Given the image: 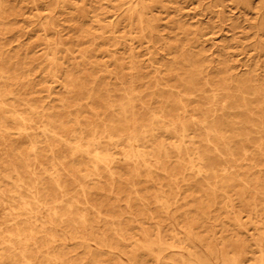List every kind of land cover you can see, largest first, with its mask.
<instances>
[{
    "label": "bare ground",
    "instance_id": "obj_1",
    "mask_svg": "<svg viewBox=\"0 0 264 264\" xmlns=\"http://www.w3.org/2000/svg\"><path fill=\"white\" fill-rule=\"evenodd\" d=\"M224 1L211 0V3L219 6ZM238 1L248 5L250 0ZM149 6L146 0H138L136 5L129 7V23L135 20L142 38L152 34L154 29L151 20H145ZM5 9L0 0V24ZM49 44L50 50L46 53L52 54L49 67L57 70L60 66L55 55L59 44L55 42L53 48ZM9 57L0 49V264H80L77 257L69 254L65 244H55L58 228L71 238H76L79 233L81 244L88 249L86 240L88 235H93L94 216L72 208L83 202L88 204V209H93L92 212L103 213L95 206L91 195L116 191L113 174L117 167L128 165L125 182L131 188L133 179L139 177L138 167L147 172L153 168L160 170L169 187L168 192L158 189L151 198L157 204L162 220H168L166 225L174 231L173 240L167 241L159 225L155 239H150L148 232H144L136 244L137 250L150 252L157 249L158 263L208 264L206 256L191 251L187 245V241L194 245L193 228L198 225L197 220L192 218L181 231L173 222V212L177 210L174 205L179 199L177 175L183 170L204 172L200 174L203 184L198 187L203 196L197 206L202 214L211 204L217 203L220 196L225 199L224 207L231 206L227 191L233 183L238 186V198L248 211H256L259 203L264 201V170H256L264 163V76L259 78L255 73L238 76L221 69L216 70L222 74L218 79L208 77L206 65L183 47L168 64L167 72L174 75L175 86L181 87L185 94L180 96L178 92L162 88L158 94L150 95L143 90L152 83L145 79L146 72L130 52L128 65L122 59L114 58V72L122 74L117 81L123 90L121 99L117 102L111 95L98 96L96 100L104 109L96 111L94 119H89L71 116L65 109L48 111L44 105L38 106L39 99L29 96L21 80L10 75L17 66ZM69 83L71 88L86 89L80 79H69ZM153 83L162 84L156 79ZM208 86H212L210 94L205 90ZM67 101L60 99L63 106L69 104ZM216 118L226 122L216 121ZM165 136L179 138V141L166 144L160 138ZM196 136L198 144L192 141L191 148L183 147L185 138ZM168 149L179 158L172 162ZM118 152L123 155L120 160L125 164L115 163L113 154ZM47 165L53 170V186L36 177L35 169L46 172ZM89 165L96 175L100 176L98 169L102 168L112 178L107 182L108 190L96 186L92 191L80 184L79 179L84 177L81 172ZM242 165L246 167L239 170ZM2 170H9V173ZM70 175L72 181L68 183L66 177ZM3 179L11 181L12 187H2ZM75 185H79L81 201L76 199L77 189L71 195ZM126 196L129 199L130 192ZM137 198L143 205L146 198L140 194ZM42 210L51 211L46 219L41 215ZM38 220L40 226L36 223ZM234 221L242 227L237 212H234ZM121 230L114 228L113 232L119 236ZM179 232L183 236H179ZM99 241L102 247H112L106 235ZM207 245L211 250V244ZM235 247L237 254L229 263L225 260L224 250L221 251L222 264H245L248 260L245 248L241 244ZM174 248L186 250L187 254L167 253ZM89 255L92 263L97 262L96 255ZM257 262L264 264V252Z\"/></svg>",
    "mask_w": 264,
    "mask_h": 264
},
{
    "label": "rangeland",
    "instance_id": "obj_2",
    "mask_svg": "<svg viewBox=\"0 0 264 264\" xmlns=\"http://www.w3.org/2000/svg\"><path fill=\"white\" fill-rule=\"evenodd\" d=\"M137 1L3 0L6 9L3 23L0 24V49L17 66V70L10 75L21 80L29 96L39 99L38 106L44 105L48 111L65 109L71 116L89 119H94V113L104 109L96 100L98 96L111 95L117 102L121 99L123 90L117 81L122 74L114 72V58L122 59L128 65L130 52L141 63L143 72H146L145 79L152 83L143 90L150 95L158 94L162 88L178 92L180 96L185 94L181 87L175 86L174 75L167 72L168 64L183 47L206 65L205 74L208 77L218 79L222 74L216 73V70L221 69L238 76L250 73H255L259 78L264 76L263 0H250L248 5L238 0H225L219 6H213L211 0H146L150 6L145 20H151L154 28L146 38L139 36L135 20L131 24L128 20L129 7L136 5ZM55 42L59 44L55 57L60 67L52 70L49 67L52 54L46 53L50 50L47 44L50 43L49 47L53 48ZM73 78L80 79L86 89L71 88L69 79ZM154 79L162 84H154ZM103 84L105 86L101 87ZM211 88L205 87L207 94L211 93ZM61 98L67 99L70 105L63 106ZM216 121L226 122L221 118H216ZM160 138L166 144L179 141V138L169 136ZM192 141L198 144L199 138H185L183 147L191 148ZM168 151L172 155V162L179 158L171 149ZM113 155L116 164H125L120 160L123 156L121 152ZM245 167L242 165L239 170ZM91 168L92 165H89L82 170L84 177L79 179L80 184L92 191L96 186L108 190L107 182L112 178L102 168L98 169L100 176ZM128 168V165L116 168L113 174L116 184L114 193H92L93 203L103 213L92 212L93 209H88V204L83 202H78L72 208L79 213L90 212L94 216L91 223L93 235H88L86 240L89 250L81 244L79 233L76 238H71L58 228L55 244H65L69 254L77 257L80 264H168L158 263L155 257L157 249L150 252L137 250L136 244L144 232H148L150 239H155L159 225L167 241L173 240L174 231L166 225L168 220H162L158 206L151 198L158 189L168 192L169 187L161 177L160 170L153 168L147 172L138 167L139 177L133 179L134 186L131 188L125 182ZM46 169V172H42L36 168V177L53 186V170L48 165ZM260 169L264 170V163L256 167V170ZM2 172L9 173V170ZM200 174L204 172L186 169L177 175L179 199L174 205L177 210L173 212V222L177 223L176 228L180 231L187 227L192 218L198 223L193 228L196 234L194 245L187 241L189 249L202 257L206 256L208 264H222L221 251L224 250L225 260L229 263L237 254L235 245L241 244L248 258L245 264H257L264 252V201L259 203L256 211H248L238 198V186L233 183L227 191L232 205L224 207L225 199L220 196L218 202L211 204L202 214L197 210L203 196L198 188L203 184ZM66 178L69 179L68 183L72 181L71 175ZM1 186L12 187V183L3 179ZM118 188L125 192H117ZM76 189V199L81 201L79 185L72 187L71 195L75 194ZM133 189L146 198L143 205ZM128 192L129 199L126 196ZM49 212L42 210L43 219L47 218ZM234 212L239 213L242 227L235 223ZM36 223L40 226V220ZM114 228L122 229L119 236L114 234ZM178 234L183 236L180 232ZM103 235H106L111 248L101 246L99 239ZM176 243L180 245L179 240ZM88 252L97 256V262H91ZM167 253L178 256L180 253L187 254L186 250L179 248Z\"/></svg>",
    "mask_w": 264,
    "mask_h": 264
}]
</instances>
